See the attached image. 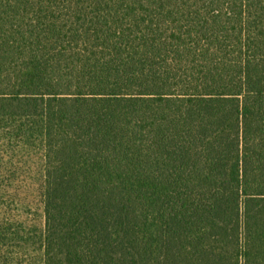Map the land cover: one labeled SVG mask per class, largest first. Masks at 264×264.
Instances as JSON below:
<instances>
[{
    "label": "trees",
    "instance_id": "obj_1",
    "mask_svg": "<svg viewBox=\"0 0 264 264\" xmlns=\"http://www.w3.org/2000/svg\"><path fill=\"white\" fill-rule=\"evenodd\" d=\"M33 255L264 264V0H0V264Z\"/></svg>",
    "mask_w": 264,
    "mask_h": 264
},
{
    "label": "rangeland",
    "instance_id": "obj_2",
    "mask_svg": "<svg viewBox=\"0 0 264 264\" xmlns=\"http://www.w3.org/2000/svg\"><path fill=\"white\" fill-rule=\"evenodd\" d=\"M20 180L13 184V195L17 202L13 209L20 215L19 219L29 228L42 229L44 224L43 209L40 203V197L32 181ZM31 187V190L28 188ZM16 189V190H15ZM19 210V211H18ZM15 264V263H13ZM22 264H42L38 255H33L32 258L26 259Z\"/></svg>",
    "mask_w": 264,
    "mask_h": 264
}]
</instances>
